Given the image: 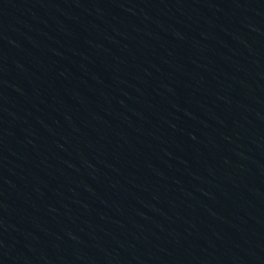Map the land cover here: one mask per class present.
<instances>
[{"label": "water", "instance_id": "obj_1", "mask_svg": "<svg viewBox=\"0 0 264 264\" xmlns=\"http://www.w3.org/2000/svg\"><path fill=\"white\" fill-rule=\"evenodd\" d=\"M0 264H264V0H0Z\"/></svg>", "mask_w": 264, "mask_h": 264}]
</instances>
